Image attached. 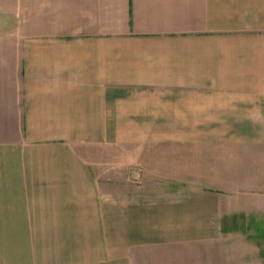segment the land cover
<instances>
[{"label": "crops", "instance_id": "0c3cea01", "mask_svg": "<svg viewBox=\"0 0 264 264\" xmlns=\"http://www.w3.org/2000/svg\"><path fill=\"white\" fill-rule=\"evenodd\" d=\"M248 220L264 0H0V264H143Z\"/></svg>", "mask_w": 264, "mask_h": 264}, {"label": "rangeland", "instance_id": "374dc122", "mask_svg": "<svg viewBox=\"0 0 264 264\" xmlns=\"http://www.w3.org/2000/svg\"><path fill=\"white\" fill-rule=\"evenodd\" d=\"M247 222L248 227L231 228L213 241L159 248L143 264H264V225Z\"/></svg>", "mask_w": 264, "mask_h": 264}]
</instances>
